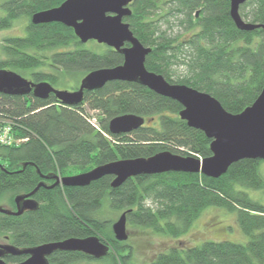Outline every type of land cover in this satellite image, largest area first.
Here are the masks:
<instances>
[{"label": "trees", "instance_id": "trees-1", "mask_svg": "<svg viewBox=\"0 0 264 264\" xmlns=\"http://www.w3.org/2000/svg\"><path fill=\"white\" fill-rule=\"evenodd\" d=\"M63 1L0 0V30L18 18L26 20L23 35L0 42V69L33 82L47 81L55 88L75 89L89 71L123 62L119 51L96 42L87 47L60 22H31L33 13ZM129 8L131 14L123 21L151 48L145 67L170 83L205 91L232 113L250 105L264 86V28L238 29L229 13L230 0H133ZM239 14L245 21L264 24V0H246ZM172 21L181 28L176 34L170 31ZM181 109L176 100L123 80L85 90L77 105H64L52 93L42 99L32 93L0 92V121L11 122L14 134L26 138L17 145H0V205L5 202L15 210V195L45 184L31 196L37 202L34 209L17 215L0 212V241L22 249L97 234L110 246L103 256L106 264H131L132 246L127 239L114 238L115 219L106 213L126 211L128 224L176 238L205 207L215 206L235 213L248 237L245 242L205 240L173 246L157 252L149 264H264V203L243 189H264L259 159L233 162L218 177L166 171L131 176L116 187L111 186L112 175L84 186L53 185L56 176L121 158L166 150L210 156L211 139L181 119ZM121 114L142 116L144 124L127 133H110L108 121ZM26 257L5 254L3 259L17 263ZM90 259L94 258L81 251L56 250L47 262L75 264Z\"/></svg>", "mask_w": 264, "mask_h": 264}, {"label": "water", "instance_id": "water-1", "mask_svg": "<svg viewBox=\"0 0 264 264\" xmlns=\"http://www.w3.org/2000/svg\"><path fill=\"white\" fill-rule=\"evenodd\" d=\"M131 1L64 0L58 6L33 13V24L60 22L71 27L81 43L94 40L119 51L123 55V62L89 71L75 89L55 88L47 81L33 82L13 70L0 69V92L11 95L32 93L42 99L52 93L64 105H77L83 100L85 90L100 88L108 81L138 82L179 102L182 106L179 117L211 139V155L199 159L166 150L148 157L121 158L77 174L56 176L53 185L84 186L104 175H112L111 186L116 187L131 176L166 171L218 177L240 159L264 160V86L250 105L238 113H232L211 94L186 84L170 83L162 74L148 70L144 62L151 48L143 45L130 30L129 24L123 21L124 16L131 14ZM245 1L230 0L229 13L236 27L240 30L264 28V24L251 23L240 16L239 6ZM144 121V117L136 114H121L108 121V130L113 134L127 133L142 126ZM44 185L40 182L30 192L15 195V210L0 205V212L17 215L24 210L34 209L37 202L31 196ZM111 227L117 241L128 238L126 211L120 213ZM109 247L97 234L69 237L22 249L0 242V264H48L47 257L56 250L81 251L93 258H101ZM5 254H25L27 257L17 263H8L3 259Z\"/></svg>", "mask_w": 264, "mask_h": 264}, {"label": "rangeland", "instance_id": "rangeland-1", "mask_svg": "<svg viewBox=\"0 0 264 264\" xmlns=\"http://www.w3.org/2000/svg\"><path fill=\"white\" fill-rule=\"evenodd\" d=\"M172 22L173 23L171 24L170 31L171 33L173 32L176 34V32H178L181 28L178 24V21ZM25 24V19L18 18L13 22L11 27L0 30V42L4 37L23 35ZM94 42L96 41H88L86 46L91 47L95 45ZM180 71H182V68H178L176 70L177 73ZM86 111L90 115L94 114V111L92 110L86 109ZM94 119L91 120L94 121ZM258 170L261 176L264 178V160H260L258 163ZM243 189L246 190L251 198L264 203V189ZM2 205L4 207L10 208L5 202H3ZM106 215L110 216L112 219H116L120 214L106 213ZM127 232V243L132 246L133 250V255L130 259L131 264H149L157 252L166 251L173 246L196 245L205 240L223 239L243 243L248 239V237L240 230L235 220V213L215 206L205 207L200 215L192 222L189 229L176 238L170 237L163 233L154 232L150 228L139 227L128 223ZM75 264H106V258H94L90 260L79 261Z\"/></svg>", "mask_w": 264, "mask_h": 264}, {"label": "built area", "instance_id": "built-area-1", "mask_svg": "<svg viewBox=\"0 0 264 264\" xmlns=\"http://www.w3.org/2000/svg\"><path fill=\"white\" fill-rule=\"evenodd\" d=\"M26 138L17 137L14 134V130L11 122L6 120L0 121V145H17L24 141ZM200 158V157H199Z\"/></svg>", "mask_w": 264, "mask_h": 264}]
</instances>
